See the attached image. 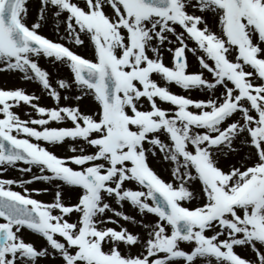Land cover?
Wrapping results in <instances>:
<instances>
[{
    "label": "snow or ice",
    "instance_id": "6c2138e0",
    "mask_svg": "<svg viewBox=\"0 0 264 264\" xmlns=\"http://www.w3.org/2000/svg\"><path fill=\"white\" fill-rule=\"evenodd\" d=\"M46 12L65 14L66 38L79 46L87 37L94 59L39 34ZM26 16V0H0V71L38 82L55 106H40L33 102L39 97L21 88H0V172L22 162L28 167L18 171L36 167L40 173L29 180L0 179V264H38L48 257L60 264H264V0H84L83 7L75 0H40L37 22L29 26ZM166 44L171 67L163 62ZM186 52L200 53V68L211 80L187 71ZM41 56L66 65L71 79H57L53 87L37 62ZM153 74L165 84L212 95L193 100L173 94ZM73 86L78 94L71 98L90 97L95 112L60 104V90ZM157 100L174 108L163 109ZM21 104L38 118L25 112L22 120L13 111ZM63 121L72 126L48 127ZM66 138L93 151L69 145L73 155L58 157L31 142L56 145ZM157 151L174 182L149 166L148 154ZM221 157L238 159L224 168ZM35 180L55 182L52 202L31 198L26 188L25 194L12 190ZM194 181L203 203L182 206L197 199ZM132 183L135 189L126 186ZM65 186L77 202H64ZM109 198L157 219L137 221L112 208ZM106 213L139 223L146 238L123 226L106 227L118 223ZM73 214L77 219L70 222ZM22 230L38 234L45 246L26 241ZM121 244L141 251L123 255ZM236 247L250 248L256 259L241 257Z\"/></svg>",
    "mask_w": 264,
    "mask_h": 264
},
{
    "label": "rangeland",
    "instance_id": "374dc122",
    "mask_svg": "<svg viewBox=\"0 0 264 264\" xmlns=\"http://www.w3.org/2000/svg\"><path fill=\"white\" fill-rule=\"evenodd\" d=\"M75 2H77L81 7L84 6V0H75ZM33 6L40 8V0H26V8H27L26 22L29 26L32 23L37 22L38 12L32 11ZM104 11L105 12H111V9L106 6L104 8ZM190 11H191V9H190ZM196 14H199V13H196ZM208 17H207V19H208ZM64 18H65V14H61L60 17H55L51 14V12H46L45 13V19L39 22L40 27L38 29V32L47 36L48 38H50L52 40L64 43L65 45H67L71 49H73L74 51L80 53L81 55H83L89 59H94L93 50L89 44L87 37H84V36L81 37L84 40V44L79 45V46L75 45L73 42H71L70 40H68L66 38V33L64 31V24H63ZM207 23L213 31L219 33V26L216 22H214L213 20H207ZM180 30L181 29H179L177 27V31H180ZM169 39H173V38L171 36H169ZM186 43H188V46L190 48L195 47L194 42H192L190 40L186 41ZM168 46L169 45L166 44L165 49H162L163 62L166 66H171V54L168 51H166V48ZM149 55H151V53H149ZM197 55H200V53L197 52L194 55L191 52H186V62L188 65L187 71L189 73H196V72L202 71L204 77L211 80L212 79L211 74L208 73L206 70H203L200 68L199 62L196 58ZM232 55H235V54L233 53ZM37 62H38L40 67H42L44 70L49 72L50 81L52 82L53 87L56 86L55 81L57 79H65V80L71 79L70 69L66 65L60 64L59 62L54 64L52 62L51 58H45L43 56L37 58ZM209 63H211V62L209 61ZM13 74H17L16 77ZM152 79L155 80L160 86L167 87L169 91L184 95L186 97L188 96L190 98H193L194 100L207 99L210 95H212V93H209L207 90H202V89H197V88L184 90L181 87L175 85L174 83L165 84V82L159 77L158 74H153ZM0 88H5V89L21 88V89H24L28 94L35 95V96L39 97L38 101H33V102L38 103L40 106H44V107H48V108L55 106V102L50 98V96L42 88V86L39 85L38 82L23 80V79H21V74H19V73L0 71ZM43 92H44V94H39V93H43ZM60 93H61V97H62L60 104L62 106L75 105V104L79 103V107H80L81 111H83L85 113L91 114L92 112L96 111L97 106H96L95 102L90 97L84 98L83 100H81L79 102H77L71 98L73 95L78 94L76 89H75V86L72 87L70 92H65L63 90H60ZM219 93L220 92H218L217 94L215 93V95H219ZM65 95L70 96V99L68 101H65L63 99V96H65ZM157 104L159 107L166 109V110H170V109L174 108V106L171 105L170 103L161 102L159 100H157ZM88 106L92 110H90V108ZM144 108L145 109L148 108V105L146 102L144 103ZM190 109L193 111H197L194 108H190ZM13 111L16 112V114L19 115L22 120L28 119V116L25 115V112L31 113L33 118H38L37 114L35 113V111L33 109H31L30 106H25L23 104H21L18 107H15L13 109ZM235 118H238V117H235ZM71 126L72 125H71L70 121H63L60 123L50 122L48 125V127H52V128L71 127ZM31 142L39 143L41 146L45 147L48 151H50L56 155L63 156V157H68V156L73 155V153L68 151L69 145H75L77 147L83 146L85 148V151L88 153L93 151V149L90 146L84 144V142L81 140L72 141V140L66 138L64 142H62L60 144H56V145H50L44 141L31 140ZM145 146L147 147V144ZM245 155H246V153H245ZM147 158H148L149 166L159 175V177L165 179L168 182H174V178L170 174L171 173V171H170L171 166H170L169 162L162 159L161 154H158L155 157H153L151 154H148ZM237 159H238L237 157H221L220 165H221V167L227 168L231 164L235 163ZM22 167L26 168L28 166H22ZM18 169L19 168H16V167L15 168H11V167L7 168V171L0 172V179H3V177L12 179L13 177H12V175H10V172H12V171H17L19 173V175H21L19 177L20 179H17L16 181L29 180L32 175H37V176L40 175L39 169L36 167H33L32 171L28 172V173L20 172V171H18ZM35 181H33L32 183H26L22 187L19 184H13L11 187L13 189H17V191L22 192V193H24V189L26 188V189H28V192L30 195H33L34 197L42 199V200L49 202V203L52 202L54 199L53 195L55 194V188L53 187L51 182H45L43 180H37V182H35ZM193 184H195V186H192L191 190H193L194 193L197 195V199H195L191 202H183L182 204L187 206V207L199 206L201 204L200 203L201 202L200 200L202 198L201 192H200L201 186H200L198 181H194ZM126 186L132 187L134 189L137 187L133 183L130 185H126ZM44 189H47V191H44ZM33 190H39V191L37 192V191H33ZM65 195L66 196L63 195V199H64L65 203L77 202V196H76L75 192L70 193V189H68V193ZM51 196H52V198H51ZM122 203H123V207H121L120 205H116L118 207V211H122L127 215H131L137 221L143 220L144 223H152L157 219V217H155L154 215H151V214L142 218L139 215V213L135 209H133L128 203H126V202H122ZM130 209L133 210V212H130ZM106 217H111L112 219L116 220L110 214H106ZM105 226L106 227H112L115 229H118L119 226H123V227L128 229L126 223L123 220H119L117 224L108 223ZM135 226L139 231L143 232V234H142L143 236H141V238L145 239L146 238V234L144 233L145 230L140 226L139 223L135 224ZM206 234L211 235L212 232L208 231ZM22 235L26 241L33 242L37 248L45 246L46 242L40 236L39 237H40L42 242H37L36 236H34L33 234H31L30 232H28L26 230H22ZM58 239H60V238H58ZM181 247H185V245L182 244ZM104 250L105 251L108 250L106 245L104 247ZM119 250L121 251V253L123 255H127V254L135 255L141 251V248L139 245L125 246V245L121 244L119 246ZM234 251L237 254L241 255V257H243V258H246L249 260H255L256 259L255 254L251 251L250 248L236 247L234 249ZM41 262H43V264H60L59 258L52 259L51 257L43 258V259L39 260L38 264H40ZM197 264H200V262L198 261Z\"/></svg>",
    "mask_w": 264,
    "mask_h": 264
},
{
    "label": "bare ground",
    "instance_id": "6f19581e",
    "mask_svg": "<svg viewBox=\"0 0 264 264\" xmlns=\"http://www.w3.org/2000/svg\"><path fill=\"white\" fill-rule=\"evenodd\" d=\"M207 20H212V18L211 17H208ZM39 94H44V92L43 93H39ZM144 233L146 234V231H144ZM135 234H138L140 237L143 236L142 233H140L138 231H135Z\"/></svg>",
    "mask_w": 264,
    "mask_h": 264
}]
</instances>
